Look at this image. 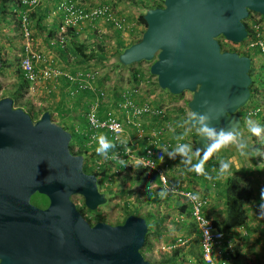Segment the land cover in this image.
I'll list each match as a JSON object with an SVG mask.
<instances>
[{
    "label": "water",
    "instance_id": "water-1",
    "mask_svg": "<svg viewBox=\"0 0 264 264\" xmlns=\"http://www.w3.org/2000/svg\"><path fill=\"white\" fill-rule=\"evenodd\" d=\"M248 13L264 21V0H162V7L143 13L139 41L116 62H150L148 73L160 90L191 94L189 112L211 109L217 129L230 122L240 128L237 111L249 99L250 60L221 51L217 38L241 43ZM180 81L186 82L182 88ZM69 141L48 112L33 122L10 98L0 99V264H162L139 253L147 231L143 218L130 215L115 226L82 218L71 196H81L88 211L106 198L96 177L83 172L82 156L69 152ZM205 143L198 133L195 148ZM35 194L46 198L45 208L30 203Z\"/></svg>",
    "mask_w": 264,
    "mask_h": 264
},
{
    "label": "rangeland",
    "instance_id": "rangeland-1",
    "mask_svg": "<svg viewBox=\"0 0 264 264\" xmlns=\"http://www.w3.org/2000/svg\"><path fill=\"white\" fill-rule=\"evenodd\" d=\"M99 1L102 2V4H104L103 2H105V4L108 3L110 5L111 10L115 14L127 19V20L125 19L127 24L123 27L121 32V40L126 44L130 41L140 39V36L144 31L142 26L141 27L135 26L136 17L140 13H144L143 10L145 8L144 3L146 1L149 2L150 4L154 2L157 4H161L162 7V0H120V1L99 0ZM94 4H96V0ZM249 14H251V17L246 22L248 24V27L252 23V21H257L258 24H260L261 36L264 38V22H259V15L254 13H249ZM8 16L14 18L6 10L5 12L0 14V26H1L0 57L3 61L2 66L0 67V98L11 99L12 97L14 100L13 101L11 99L13 108L21 109L22 111L28 110L32 113H38L41 109L42 110L45 109L46 97L36 93L35 85L31 86L30 84L27 83V87L25 89L23 90L20 89L22 80L20 79V76H18V74L16 73V70L18 69L19 66V56L21 53V38L16 27L14 28L11 22L9 21ZM3 17H7L8 20L4 19ZM38 34L39 33L37 32L35 34L33 33V38L37 40L38 36L40 37V35ZM103 35L105 36V40L102 41V47L104 54L106 53L105 55L107 57V60L102 63H98V64L95 63L94 65L88 67L94 69L99 74L98 79L93 80L92 82V84L96 87V89L99 90L98 87L100 86L101 88L100 90L103 92L104 97L111 96L113 99H115L116 97L118 100L121 93L127 90L134 82L132 80V74L137 73L138 80L139 82H141L142 88L145 85L144 82L147 81V86H152L153 91L158 92V97H165V99H163L162 101L160 100L158 103H156V105H153V107L163 109L165 112V116L163 118H158V120H152L154 121V124H157V127L154 130L163 127L164 132L166 131L167 134H170L172 132L171 123L176 121V118H178L177 117L178 113H175L174 110H178V109L181 110L180 123L183 124L182 128H185L186 125H184L183 122L188 119L190 113L186 107V103L189 101L191 94H189L188 92H183L178 96H172L168 94L165 90H160L156 85L155 77L149 75L148 73V67L150 65V62L141 61L139 63L132 64L126 67L115 65L116 57L113 56L115 35L113 31L108 27L106 28V32ZM52 37L53 36H51V38ZM245 44L227 43L225 44L226 46H224V48L228 50H234L237 53H243V52L250 53V51L246 50ZM42 45L45 46L44 42H42ZM66 47L67 45L64 46L63 49L65 50ZM45 48L49 50L47 46H45ZM49 51H54V50L50 49ZM57 58L60 60L61 64L63 65L70 63L68 61L69 58H67V55L65 53L63 55V58L62 56H58ZM65 61H67V63H65ZM107 61L108 62L112 61L115 67H111L110 69H105L102 64L107 63ZM263 66H264L263 56L262 57L258 56L257 58H254L253 76L255 75L258 76V74L260 75L261 73H263L264 72V70L262 69ZM260 84L261 85L264 84V74H262L259 77V84H258L259 89L261 88ZM261 96H262L261 93H259V95L257 96H253L251 101H249V104L253 105V103H258L259 102L258 98H260ZM154 98H157V96L155 95ZM157 99H161V98H157ZM249 104L243 108L244 111L248 110L247 107L249 106ZM39 117H37L36 119H38ZM247 118L249 117H245L242 119V125H241L242 128L241 130L243 133H245V139L247 140L248 146L250 147L248 149L249 160L247 161L253 163V166L257 169L256 179L260 180L263 178L262 171H264V135H262L261 137L252 136L251 133L247 131V127L245 123ZM251 119L258 121L262 126H264V115L251 117ZM129 128H130L129 124L125 125L124 127L125 135L127 137L132 136L131 128L130 129ZM192 131L195 130L193 129ZM179 133H181V131H178V134ZM195 135L197 136L198 133L196 132ZM184 142H185V136H184ZM251 147L253 148L255 147L253 149V153H251ZM228 148L229 147L224 148L219 152L213 154L207 161L209 160L212 161V158L214 157L215 160L214 163L220 164L221 160L226 159V158H222L223 156H225V154H227L228 157H231V154L227 152ZM75 150L77 149L74 147L73 151ZM200 155H203V153H201ZM86 164L88 165L87 166L88 169L96 170L95 168H93V164L91 162H88ZM190 166L192 165L190 164ZM170 170L167 172L168 174L171 172ZM191 171L192 173L190 174V176L194 175L195 172V171L193 172V170ZM237 171L236 174H238ZM128 173L125 176L124 175L121 176L124 180H121L118 174H114L113 177H116L117 179L110 182L108 184L109 186H107L106 182H105L106 184H103L100 178L97 180L98 189L100 192H103L106 198V202L103 205L98 206L94 211H88L86 208H84L82 198L79 195L71 196L70 200L76 206L77 209L83 210V215L87 217L88 223L90 225H93L97 219H102L104 221L103 223L109 224L111 226L122 224L124 221L123 218L125 212L132 211L135 207L139 208L137 213L138 217L140 216L143 219L146 218L149 222V230L151 229V231L147 235V243L148 245H150V249L148 251H145L144 248L142 250L141 256L143 257L144 260H146L149 263L168 264L170 262L164 261V259L168 256L170 257V254L172 253L173 250L162 251L161 249L166 248L168 244L172 243V240L175 237L185 236V232L187 233L189 231V228L187 226L185 228L184 225L180 227L179 225L176 224L175 219L178 209L175 208V205L179 204L178 200L176 197H172L169 199L162 197L161 194H158L155 188H152L151 190L147 189L145 182L142 183V181L139 182L135 180L132 175V172H128ZM218 173L220 172L216 169L211 172V175L216 177ZM200 174L201 173H199V175ZM187 175L189 176V173H187ZM211 175L210 177H212ZM194 177H197V175H194ZM247 177L250 178L249 176ZM186 180H189L188 183H192L191 178L190 179L188 178ZM188 189L192 190L191 188ZM148 193H153L152 195L155 196V199L153 198L152 202L148 201V197L146 196V194ZM260 201L261 200L259 198L258 202ZM258 202H255L254 200V203L249 205L248 212L254 206L258 207L259 204ZM263 210H264V206H263ZM260 212L262 215H264V212L263 213L262 211ZM203 213L205 215V209L203 210ZM149 216L154 217V219H151ZM259 218L264 222V217L260 216ZM157 219L161 221L158 229H156V227L152 225V221ZM165 229L166 231L162 233V231ZM157 230L160 233L159 235L155 234ZM240 230L245 231L244 229H240ZM261 231L256 235H258V237L263 238V243L261 244L264 245V223L261 227ZM231 236L233 238L232 258L237 256V252L239 253L240 251H242V254L246 256L245 260L247 262H250L252 264V260L256 258L254 260L255 264L264 263V260H262V258H264V246L261 247L260 250L258 249V247L257 249L248 248L244 246L243 244L244 242L243 243L240 242V240L238 239L239 236H234V234H232ZM187 238H188L187 245L182 248H177L180 249V251H179V255L173 261L174 264H197V260L199 257L197 236L195 233H192L191 235H187ZM242 244L244 248H241ZM251 250L253 251L252 253H250Z\"/></svg>",
    "mask_w": 264,
    "mask_h": 264
},
{
    "label": "crops",
    "instance_id": "crops-1",
    "mask_svg": "<svg viewBox=\"0 0 264 264\" xmlns=\"http://www.w3.org/2000/svg\"><path fill=\"white\" fill-rule=\"evenodd\" d=\"M77 1L82 2L84 5L90 7L102 4V2H100L99 0H96V4H94L95 0H77ZM55 3L56 0H41L40 3L32 10L31 13L34 15L33 17L36 20L44 16L37 30L34 29L33 25H31L32 32L34 34L37 32L39 33L38 35H40V37L38 36L37 40L35 38L34 39L37 49L44 57L43 64L49 68L60 69L63 74L74 73L76 70L79 69H88L87 65H80L78 58H73L71 57V55L67 56V58H69L68 61L70 63H67V61H65V63L67 64L64 65L61 64L60 60L57 58L58 56H62L63 58L65 50L59 44L55 43L54 39H52L49 36L50 35L49 31L57 28L60 21V19L56 14L51 16V14L55 9ZM8 4L9 3H7L6 5L9 11L11 10L14 12H18L19 10L18 6H16L14 3H11L10 4L11 8L9 9ZM106 26L107 25L105 23L97 21L92 24H84L80 27H77L72 31V35L74 37L71 40H69V42L72 41L73 43L81 44L82 46H84L85 49H89L90 47L93 46L94 43H96V41L102 43V41L105 40V36L103 34H105L106 32V28H107ZM42 42H44V45L47 46L49 50L50 49L54 50L55 53L54 51H49L48 49H46L45 46L42 45ZM68 43L66 45H68ZM102 65L104 66L105 69H110L111 67H115L112 61L111 62L107 61V63L105 64L103 63ZM42 68L43 65L40 64V66L36 67V70L39 71ZM144 84L145 85L140 90V94L138 96L131 97V102L133 104L139 106L146 103L148 104L151 103L150 106H153L156 105V103H158L160 100L162 101L163 99H165V97H158V92L153 91L152 86H147V81L144 82ZM91 85H92L91 86L92 90L96 89V87L93 84ZM35 87H36L35 88L36 93L46 97L45 109L48 110V112L52 116V121L56 125L64 128L68 133L75 134L77 137L87 138V130H86V123L84 116L87 110H89L92 106L96 108V112L100 116L105 115L106 113H110L114 119L122 123H125L126 119H130V117L127 116L125 112H123L122 110L116 107L117 103L120 100V97L118 100L116 97L115 99H113L111 96L104 97V99H101V98H97L95 94L90 91H85L84 93H74L72 92L71 87L62 77H57L55 79L50 78L48 80H40L35 84ZM98 88L99 90L101 89L100 86ZM155 95L157 96V98H161V99L154 98ZM177 117L178 118H176V121L174 122L171 121L172 132L170 134H167L165 131L163 136V139L165 141L170 142L171 144L170 149L166 151L156 150V152L154 153L157 163L166 162L169 164V170L171 169L170 170L171 172L169 174L167 173L168 174L167 177L170 179L172 183L176 185H182L187 188H191L194 192H196L198 195L202 196L205 199L206 201V206L204 207L205 216H207L208 219L214 221H218L223 217L225 179L228 176L232 175L233 173L232 166L235 167L236 171L238 169L237 173L239 175L249 176L252 182V187L255 195L254 200L255 202H258L260 198L261 201L258 202L259 203L258 207L254 206L252 209L249 210V212H248L249 205L244 207V211L246 212L245 223L243 224V226L239 228H234L229 230V236L231 237L232 240H233L231 236L232 234H234V236H239L238 239L240 240L241 243L244 242L243 244L245 247L252 249H257L258 247V249L260 250V248L264 246L263 244H261L263 243V238L258 237V235L256 234L261 231V227L264 223L259 218L260 216L264 217V215H262L260 212V211H262V213L264 212L263 210L264 195H262V193H264V171H262L263 178L260 180L256 179L257 169L253 166V163L247 161L249 160L248 149L250 147L248 146L246 152H241L235 147H231V146L227 149V152L231 154V157H228V155L225 154V156H223L222 158H226L225 161H231V165L228 171L221 172L220 164L214 163L215 160L213 157L212 161L209 160L204 163L203 174L199 175V173L193 171L194 175H197V177H194V175H192L193 176L192 177L190 176V174L192 173V171L190 170L192 166H190V164L183 163L182 157L176 155L174 159L168 158V155L172 153L177 146L175 145V141L177 140L176 137L178 138L179 135L183 136L186 131V126L185 128H182L183 124L180 123L181 120L180 115H177ZM133 120L140 122L141 119L134 117ZM141 121H142L140 122L141 128L144 134L150 136L151 134L156 132V130L154 129L157 127V124H154V121H151L150 119L148 120L142 119ZM178 131H181V133L178 134ZM239 131L242 132V130ZM195 134L196 131H191L187 135H184L185 142L184 140L181 142L190 144L193 148V144H194L193 139L196 136ZM243 135L245 137V133H243ZM129 140L130 142H134V135L129 136ZM140 143H145V142L141 141ZM74 146L76 149L78 148L77 147L78 145L75 144ZM141 146H143V144H141ZM83 147L86 149V152L84 153L86 163L91 162L93 164V168L105 172L104 176L101 178L103 184L106 183L109 184L113 180L117 179L116 177H113L114 174H118L121 180H124L121 176L122 175L125 176L128 172L123 170L124 167L122 164L113 161L112 159L113 153L117 154L115 148L109 151L108 156L106 158L105 156L99 155L96 152V148L98 147L96 140L91 143H87L86 141ZM138 148H140V145ZM138 148L134 147V149H136L137 151V154H139L141 151V149ZM231 148L233 149V153L229 151ZM193 151L195 152V150ZM251 153H253V147H251ZM161 156H163V162H161L160 159ZM233 157H235V159ZM198 159L199 157H194L192 159L191 165L197 163ZM216 169L220 173H218L217 176L215 177L211 175V172ZM187 173H189V176L187 175ZM210 175L212 177H210ZM184 178L185 181L187 182L184 181ZM188 178L192 179V183H188L189 180H186ZM138 181L139 182L142 181V183L147 182L143 180H138ZM151 194L153 193H148L146 194V196L149 198ZM152 197L155 199L154 195H152ZM178 203L179 204L175 205L176 209L178 208V206L184 204V201L178 199ZM180 216H182V214H179V212H177L175 219L176 224L181 226L184 225L186 228V224H188L186 219H185V224L184 223L181 224L177 222L178 217ZM240 229H244L245 231ZM243 244L241 248H244ZM252 252L253 251L251 250L250 253ZM232 259L233 260L231 264H251L250 262H247L245 260L246 256L242 254V251H240L239 253L237 252V256L233 257ZM255 259L252 260V264H255L254 263ZM262 260H264V258H262Z\"/></svg>",
    "mask_w": 264,
    "mask_h": 264
},
{
    "label": "built area",
    "instance_id": "built-area-1",
    "mask_svg": "<svg viewBox=\"0 0 264 264\" xmlns=\"http://www.w3.org/2000/svg\"><path fill=\"white\" fill-rule=\"evenodd\" d=\"M41 0H8L9 5L14 3L19 7L18 12L9 11V21L13 27L17 29L21 38V53L19 56V69L22 79L30 84L35 85L40 80H48L50 78L62 77L71 87L74 93H84L90 91L97 98L104 99L102 91L91 89L93 80L99 77L97 71L92 68L79 69L74 73L63 74L60 69L49 68L43 64V55L35 45L31 25L33 21L30 19L32 10L40 3ZM11 6H9V9ZM58 15L60 19L53 34L52 39L62 48L71 40L69 30H74L84 24H92L100 21L109 24L113 29L122 32L125 26L124 20L119 15L115 14L109 5L101 4L96 6H86L77 0H56L55 9L52 15ZM16 22V23H15ZM254 41L249 43L247 47L256 46L261 51H264L263 42L260 40L261 31L260 24L257 21H252L249 25ZM43 65L39 71L37 66ZM141 82L136 76V81L120 95V100L116 107L126 113L130 119H126L122 123L112 117L110 113L100 116L96 112V108L92 106L87 110L84 119L87 130V143L95 141L94 137L99 134H105L116 147L117 154L113 153V161L123 165V170L132 172L135 169H144L147 174L153 175L154 182H146L147 189L155 188L158 194L166 192L162 197L183 200L188 205V216L178 217V222L183 224L185 219L188 223L194 226V230L198 240V252L201 264H231L233 255L232 239L229 233H223L213 227L211 220L204 215L203 210L206 206L205 199L196 192L182 185L172 183L167 177L169 164L157 163L154 153L157 151H166L170 149V142L163 139L164 128L160 127L155 133L150 136L144 134L141 128V120H158L163 118L165 112L150 106L148 103L143 105H135L131 102V97L140 94ZM32 89V88H31ZM258 103L249 106L245 112V117H255L264 115V95H262ZM141 119L134 121L133 118ZM129 124L134 135V142H130L129 136L125 135L124 127ZM175 145L182 143L184 140L182 135L176 137ZM145 143H140V142ZM126 142V143H125ZM143 144V146H141ZM140 145V148H138ZM141 149L137 154L136 149ZM122 151V152H121ZM142 158V162H141ZM149 185L151 187L149 188ZM188 243V238L185 236H177L168 244L162 251H170L177 248L185 247Z\"/></svg>",
    "mask_w": 264,
    "mask_h": 264
},
{
    "label": "trees",
    "instance_id": "trees-1",
    "mask_svg": "<svg viewBox=\"0 0 264 264\" xmlns=\"http://www.w3.org/2000/svg\"><path fill=\"white\" fill-rule=\"evenodd\" d=\"M120 1V0H118ZM7 3L8 0H0V14L8 11L7 10ZM105 4V2H103ZM107 5H109L107 3ZM145 8L143 9L144 12L148 9H155V8H160L161 4H157L152 2L151 4L149 2H145L144 3ZM110 6V5H109ZM142 15L143 13H140L136 19H135V26H142L143 29H145V23L142 19ZM33 14H30V19L33 21V26L34 29H38L41 23V20L44 18V16L38 18L37 20L34 19ZM9 17V16H8ZM251 17V14L248 13V16L246 19H244L242 21L245 30L247 32L246 38L243 39V41L239 44H245V48L246 50L250 51V53H237L234 50H228L226 48H224V46H226L225 44H227L228 42L224 41L222 37H218L217 38V42L219 45V48L221 51H227V52H235L238 55L241 56H245L247 58H249L250 60V66H249V70H248V76L251 79L250 85L248 87L249 89V99L248 102L240 109L237 111V115L240 118L241 121V125H242V119L245 118V112L243 110L244 107H246L249 104V101H251L253 96H257L259 95V93H261L262 95H264V84H260L261 88H258V84H259V77L264 74L261 73L260 75L258 74V76H253L254 73V69H253V61L254 58H257L258 56H263L264 58V51H261L258 47L256 46H251V47H247V45L249 43H252L254 41V37L252 35V32L250 31L248 24L246 23L247 20H249ZM4 19L8 20L7 17H3ZM124 20V24L126 25V18L122 17ZM126 19V20H125ZM259 22H264L261 17L259 16ZM16 23V22H15ZM106 24V23H105ZM109 29H111L115 35V43H114V49H113V56H117L123 49H125L126 47L136 43L139 41L138 40H133L128 42L127 44L124 43L121 40V32L119 30H115L113 29L109 24H106ZM72 31L73 30H69V33H71L69 36L71 37V39L74 37L72 35ZM261 31V30H260ZM56 32V28L54 30H50V37L53 36V34ZM260 40L263 42V48H264V38L262 36H260ZM252 41V42H251ZM67 50V53H66ZM67 56L71 55V57L73 58H78L80 65H87V67L94 65L95 63H102L104 61L107 60L106 55L104 54L103 51V47H102V43L97 42L93 44L92 47H90L89 49H85L84 46H82L81 44H76L73 43L72 41L69 42V44L67 45L65 52H64ZM2 59L0 57V64L2 66ZM115 65L120 66L116 61H115ZM262 69L264 70V66L262 67ZM16 73L18 74V76H20V79L22 80V84L20 89L23 90L27 87V82H25L22 77H21V73H20V69L18 66V69L16 70ZM136 76L137 73H133L132 74V80L135 82L136 81ZM261 82V81H260ZM2 99V98H0ZM11 99L13 100V98L11 97ZM14 101V100H13ZM255 103H253L254 105ZM249 106H251V104H249ZM249 106L247 108H249ZM175 113H178V115L181 114V110H174ZM243 111V112H242ZM25 114H27L29 116V118L33 121L36 120L37 117H39L43 112H48V110L46 109H41L38 113H32L30 111H23ZM49 113V112H48ZM50 115V113H49ZM50 119L52 121V116L50 115ZM53 122V121H52ZM64 129V128H63ZM242 128L240 127L239 130H241ZM70 134V141L68 143V149L69 151L72 150L76 145H78L77 147V155H83L86 152V149L83 147L84 143L87 141V138L84 137H77L75 134L69 133ZM197 138V136L194 137V141ZM255 148V147H254ZM253 148V149H254ZM193 149L196 150L195 148V144H193ZM75 155V154H73ZM88 165L86 164V159H83L82 162V170L84 173L86 174H93L96 179L99 177L100 179L104 176L105 172L104 171H96V170H90L87 167ZM233 169V173L232 175L228 176L225 179V186H224V205H223V217L218 220V221H214L211 220V223L213 225V227H215L217 230L223 232V233H229V230L234 229V228H239L241 226H243V224L245 223L246 220V212L244 211V207L247 205H251L254 203V191H253V187H252V182L250 180V178H248L246 175H239L236 174V170L235 167L232 166ZM132 175L134 176L135 180H143V181H149V182H154L155 178L153 175L147 174V172L144 169H135L132 171ZM98 180V179H97ZM121 193V192H120ZM31 204L35 207L41 208L43 205L46 204L47 200L45 197L41 196V195H33L31 197L30 200ZM149 202L153 201V197L152 194L149 196L148 198ZM180 203V202H179ZM76 207V206H75ZM77 209V208H76ZM178 212L179 214L184 215L185 217L188 216V205L186 204V202L180 206H178ZM139 208L135 207L132 211L129 212H125L124 218L123 220L130 216H138ZM79 214L82 216V218L88 223L87 217L83 215V210H78ZM151 219H154V217L149 216ZM145 223H146V227H147V231L144 237V242L143 245L141 247V249L139 250V253L142 255V250L144 249L145 251H148L150 249V245H148L147 243V235L149 234V232L151 231V229L149 230V222L146 218H144ZM97 222H104L102 219H97L94 223ZM160 220H154L152 221V225H154L156 227V229L159 228L160 226ZM148 223V224H147ZM188 225V226H187ZM181 227V225H179ZM186 226L189 228V231L186 233L185 232V236L187 237V235H191L192 233H195L194 230V226L190 223L186 224ZM166 231L163 230L162 233H164ZM155 234L159 235V231L157 230L155 232ZM196 234V233H195ZM179 251L180 249H174L172 251V253L170 254V257H166L164 259V261H169L171 264H174V260L175 258L179 255ZM198 256H199V252H198ZM173 259V260H172ZM168 263V264H170ZM165 264V263H162ZM197 264H201L200 259L198 257L197 260Z\"/></svg>",
    "mask_w": 264,
    "mask_h": 264
},
{
    "label": "clouds",
    "instance_id": "clouds-1",
    "mask_svg": "<svg viewBox=\"0 0 264 264\" xmlns=\"http://www.w3.org/2000/svg\"><path fill=\"white\" fill-rule=\"evenodd\" d=\"M185 81H180L176 83L178 88L185 86ZM207 105V101L203 102ZM209 111L204 113H199L191 111L189 113L188 119L183 123L186 125V131L184 135L190 133L193 129L200 134L201 138L205 140V144L202 148H197L195 152L190 144L179 143L172 153L168 155L169 159H174L176 155L182 157V162L185 164H191L194 157H199L197 163L192 164L190 170L197 173L203 174L204 163L215 153L227 147H235L241 152H246L248 149V143L242 132L239 131V126L237 122H230L227 127H221L217 129L212 125V116ZM247 131L251 133L252 136L261 137L264 135V126H262L258 121L251 119V117L246 119ZM98 147L96 152L99 155L105 156L107 158L109 151L114 149L116 145L110 141L106 135L99 134L94 137ZM126 143V142H125ZM203 153L202 156L200 154ZM115 156V154H114ZM161 162H163V156H161ZM142 162V158H141ZM231 161H220L221 172H226L229 170ZM151 185H149V188ZM161 195H166V192H161ZM264 195V193H262Z\"/></svg>",
    "mask_w": 264,
    "mask_h": 264
},
{
    "label": "flooded vegetation",
    "instance_id": "flooded-vegetation-1",
    "mask_svg": "<svg viewBox=\"0 0 264 264\" xmlns=\"http://www.w3.org/2000/svg\"><path fill=\"white\" fill-rule=\"evenodd\" d=\"M34 122V121H33ZM54 123V122H53ZM62 128V127H61ZM63 129V128H62ZM64 130V129H63ZM65 131V130H64ZM67 132V131H66ZM69 150V149H68ZM72 155L73 154H75V155H77L76 153H77V150H75V151H73V149L72 150H70L69 151ZM80 156H82V158L83 159H85V156H84V154L83 155H80ZM96 171H99L98 169L96 170ZM97 179H99V177L97 178ZM97 179H96V187H97V190L99 191V189H98V184H97ZM107 186H108V184H107ZM100 192V191H99ZM101 193H103V192H101ZM46 205H47V202H46V204L45 205H43L41 208H45L46 207ZM79 210V209H78ZM117 225H120V224H117ZM115 226V225H114Z\"/></svg>",
    "mask_w": 264,
    "mask_h": 264
}]
</instances>
